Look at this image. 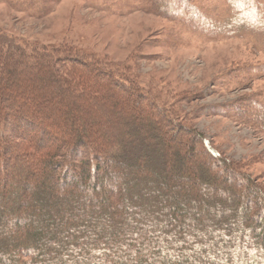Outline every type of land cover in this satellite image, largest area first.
<instances>
[{
  "label": "trees",
  "instance_id": "16d2710c",
  "mask_svg": "<svg viewBox=\"0 0 264 264\" xmlns=\"http://www.w3.org/2000/svg\"><path fill=\"white\" fill-rule=\"evenodd\" d=\"M145 3L165 19L201 20L196 0ZM8 49L0 39V167L14 178L24 164L30 169L13 180L20 189L0 191V264H264V190L201 134L97 64L75 57L58 67L49 56ZM6 101L13 104L4 111ZM126 110L144 135L124 126ZM15 123L50 131L56 144L41 150L38 135L13 128L26 145H12ZM10 148L17 155L6 158ZM193 151L199 165L188 160ZM177 163L187 168L178 169L179 182L170 174ZM229 175L238 189L226 186Z\"/></svg>",
  "mask_w": 264,
  "mask_h": 264
},
{
  "label": "rangeland",
  "instance_id": "374dc122",
  "mask_svg": "<svg viewBox=\"0 0 264 264\" xmlns=\"http://www.w3.org/2000/svg\"><path fill=\"white\" fill-rule=\"evenodd\" d=\"M12 1L0 0V39L10 52L40 53L57 61L58 67V62L64 64L75 57L103 67L135 91L153 97L180 125L201 134L212 149L264 190V0H196L200 5L197 11L202 12L201 20L193 24L150 13L145 0ZM17 63L24 65L20 60ZM10 94L18 92L10 89ZM137 103L143 111L145 101L138 99ZM12 104L6 101L2 110ZM110 105L106 107L114 117ZM129 111H124L128 117L124 126L137 136L144 135L131 122ZM225 113L230 117L238 113L240 119L234 116L231 120ZM15 124L7 132L12 145H26L14 136L16 130L38 135L34 145L41 150L56 144L50 131L40 133L34 124ZM183 137H174L173 145L181 146ZM195 145L200 151V145ZM12 153L17 155L10 148L4 156ZM174 155L175 160H181ZM200 155L193 151L188 160L199 165ZM169 165L173 166L170 160ZM174 167L170 174L179 182L178 169L187 168L178 163ZM29 169L24 164L20 172ZM21 173L10 177L2 165L0 179L5 180L0 181V191L4 187L20 189L13 180L23 178ZM27 179L26 194L30 195L39 177L33 174ZM228 179L226 186L238 189L234 177L229 175ZM107 189L111 191L109 186ZM64 190L60 191L61 199L65 198ZM203 193L211 191L204 188ZM20 197L15 205L20 204ZM90 208L92 212L100 204ZM108 209L114 210L112 206Z\"/></svg>",
  "mask_w": 264,
  "mask_h": 264
}]
</instances>
